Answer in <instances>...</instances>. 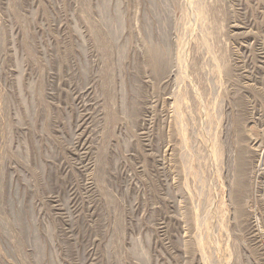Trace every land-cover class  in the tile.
I'll list each match as a JSON object with an SVG mask.
<instances>
[{"label":"rangeland","instance_id":"obj_1","mask_svg":"<svg viewBox=\"0 0 264 264\" xmlns=\"http://www.w3.org/2000/svg\"><path fill=\"white\" fill-rule=\"evenodd\" d=\"M0 264H264V0H0Z\"/></svg>","mask_w":264,"mask_h":264}]
</instances>
